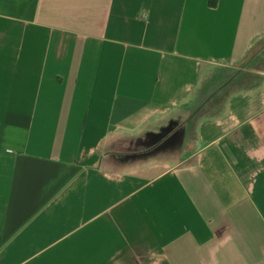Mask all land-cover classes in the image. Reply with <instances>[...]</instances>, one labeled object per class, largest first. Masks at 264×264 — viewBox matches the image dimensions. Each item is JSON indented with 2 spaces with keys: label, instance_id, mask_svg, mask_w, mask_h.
I'll return each instance as SVG.
<instances>
[{
  "label": "crops",
  "instance_id": "crops-1",
  "mask_svg": "<svg viewBox=\"0 0 264 264\" xmlns=\"http://www.w3.org/2000/svg\"><path fill=\"white\" fill-rule=\"evenodd\" d=\"M0 264H264V0H0Z\"/></svg>",
  "mask_w": 264,
  "mask_h": 264
}]
</instances>
